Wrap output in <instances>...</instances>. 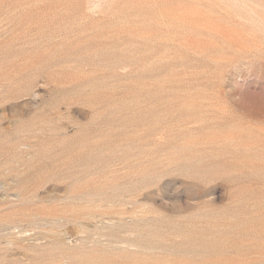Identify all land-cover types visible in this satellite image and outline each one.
Returning a JSON list of instances; mask_svg holds the SVG:
<instances>
[{"label":"rangeland","instance_id":"1","mask_svg":"<svg viewBox=\"0 0 264 264\" xmlns=\"http://www.w3.org/2000/svg\"><path fill=\"white\" fill-rule=\"evenodd\" d=\"M0 264H264V0H0Z\"/></svg>","mask_w":264,"mask_h":264}]
</instances>
